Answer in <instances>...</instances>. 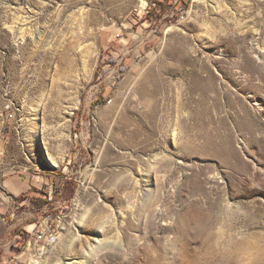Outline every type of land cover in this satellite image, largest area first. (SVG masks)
Wrapping results in <instances>:
<instances>
[{
    "label": "rangeland",
    "instance_id": "374dc122",
    "mask_svg": "<svg viewBox=\"0 0 264 264\" xmlns=\"http://www.w3.org/2000/svg\"><path fill=\"white\" fill-rule=\"evenodd\" d=\"M0 264H264V0H0Z\"/></svg>",
    "mask_w": 264,
    "mask_h": 264
},
{
    "label": "crops",
    "instance_id": "0c3cea01",
    "mask_svg": "<svg viewBox=\"0 0 264 264\" xmlns=\"http://www.w3.org/2000/svg\"><path fill=\"white\" fill-rule=\"evenodd\" d=\"M6 187L12 195L17 196L29 191H37L40 185L33 181L31 182L27 176L17 175L6 181Z\"/></svg>",
    "mask_w": 264,
    "mask_h": 264
},
{
    "label": "built area",
    "instance_id": "2783aa9c",
    "mask_svg": "<svg viewBox=\"0 0 264 264\" xmlns=\"http://www.w3.org/2000/svg\"><path fill=\"white\" fill-rule=\"evenodd\" d=\"M34 237L35 243L40 246L41 250H44L46 247L53 245L56 241V236L48 230L36 231Z\"/></svg>",
    "mask_w": 264,
    "mask_h": 264
},
{
    "label": "bare ground",
    "instance_id": "6f19581e",
    "mask_svg": "<svg viewBox=\"0 0 264 264\" xmlns=\"http://www.w3.org/2000/svg\"><path fill=\"white\" fill-rule=\"evenodd\" d=\"M169 29V28H168ZM168 29H166V30H168ZM166 32V31H165Z\"/></svg>",
    "mask_w": 264,
    "mask_h": 264
},
{
    "label": "trees",
    "instance_id": "16d2710c",
    "mask_svg": "<svg viewBox=\"0 0 264 264\" xmlns=\"http://www.w3.org/2000/svg\"><path fill=\"white\" fill-rule=\"evenodd\" d=\"M42 205V204H41Z\"/></svg>",
    "mask_w": 264,
    "mask_h": 264
}]
</instances>
